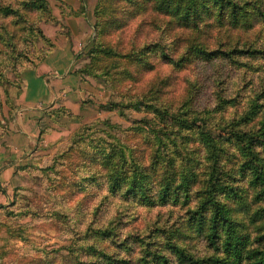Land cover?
Instances as JSON below:
<instances>
[{
	"label": "trees",
	"instance_id": "16d2710c",
	"mask_svg": "<svg viewBox=\"0 0 264 264\" xmlns=\"http://www.w3.org/2000/svg\"><path fill=\"white\" fill-rule=\"evenodd\" d=\"M122 1L119 9L97 6L90 62L116 58L128 79L126 62L143 71L166 63L187 74L178 98L164 96L175 82L170 75L126 99L114 95L109 107L120 116H148L127 128L83 125L41 169L76 156L94 170L84 180L100 200L82 212L80 242L72 233L66 256L74 264H264V78L252 76L264 72V0ZM144 4L165 16L162 26L153 22L157 36L125 52L103 40ZM46 11V0H0V82L8 81L5 71L19 74L42 61L37 42L53 43L25 15ZM86 67L74 75L86 78ZM237 73L243 77L231 78ZM206 87L213 101L200 107ZM116 131L142 137L148 153H136Z\"/></svg>",
	"mask_w": 264,
	"mask_h": 264
},
{
	"label": "rangeland",
	"instance_id": "374dc122",
	"mask_svg": "<svg viewBox=\"0 0 264 264\" xmlns=\"http://www.w3.org/2000/svg\"><path fill=\"white\" fill-rule=\"evenodd\" d=\"M46 1L49 11L25 16L38 23L53 44L38 41L37 48L46 53H43L42 61L35 68H25L19 74L5 71L8 81L0 82V264H74L66 256L70 237L73 233L74 242H80L77 239L86 224L82 212L100 200V192L89 184L91 181L84 180L94 170H86L76 156L67 160L59 158L54 170L49 172L41 169L53 164L54 157L69 145L72 136L83 125L99 121V127L109 130L102 123L107 121L127 128L134 120L148 116L132 110L126 111L124 117L120 116L109 107V103L117 101L114 95L126 99L148 89L157 79L170 75L175 77V82L173 86L163 87L164 96L165 92L171 91V97L178 98L187 74L185 70L172 71L166 63L156 64L152 71H143L137 70L134 63L126 62L125 67L133 75L128 79L127 75H119L123 66H116L119 61L116 58L99 55L96 61L90 62L89 50L94 45V28L99 19L97 6L102 2L104 9H119L124 1L84 0V7L80 0ZM149 4L140 8L147 10L131 18L121 30L111 31L103 40L125 52L132 43L142 45L157 36L159 30L154 29L153 22L162 26L166 19L150 11ZM128 5L133 9L132 2ZM51 17V21L42 20ZM67 17L82 22L78 31L72 32L66 24ZM178 34L176 32L175 36ZM66 59L72 63L73 71L69 74L74 75L75 70L88 65L90 74L85 73L86 78L82 77V80L75 76V82L68 84L67 77H58L64 80V85L73 88L65 94L79 105L68 107L63 102L66 96L63 94L61 100L54 99L37 106L44 101L45 90L58 91L60 86L52 87L50 82L53 76L66 74L62 72ZM46 63L61 69L59 74L53 68L47 70ZM37 72L49 75L51 79L38 77ZM252 76L257 81L260 76L264 78V72L252 73ZM234 77L243 76L237 73L231 78ZM212 89L206 87L203 91L200 107L211 105ZM116 132L126 144L136 149V153L141 152L144 156L148 153L142 137ZM21 210H27V215L20 216ZM138 211L141 216L145 212Z\"/></svg>",
	"mask_w": 264,
	"mask_h": 264
},
{
	"label": "crops",
	"instance_id": "0c3cea01",
	"mask_svg": "<svg viewBox=\"0 0 264 264\" xmlns=\"http://www.w3.org/2000/svg\"><path fill=\"white\" fill-rule=\"evenodd\" d=\"M66 24L69 26V28L70 29H72V32L74 33V31H78V27L82 24V22L77 18V19H75V18H70V17H67L66 18ZM71 60L70 59H66L65 60V66H62L63 68H62V72L63 73H66V74H63V75H61V76H53V79L54 78H56V79H51L50 78V76L49 75H43V74H40V73H38L37 72V76L38 77H44V78H46V79H48V78H50L51 79V82H50V85L53 87V85H56V86H60L59 88H58V91H56L55 89H51L50 91L49 90H45V92H44V101H41V102H39V103H37L36 105L37 106H39L38 104H42V103H47V102H52L54 99H56V100H58L59 98H60V100H61V98H62V95L63 94H65L66 93V91L68 90V89H70V90H72L73 88L72 87H70V85H64V80H62V78H58V77H67L66 78V80H67V82H68V84L70 83V82H72V83H74L75 81V79H74V77H75V75H73V74H69L70 73V71H73V68H70V66L72 65V63L71 64H69V62H70ZM46 66L45 67H47V70L49 69V68H53L54 70V72H56V73H58V71H61V69L59 70L58 68H56L55 66H53V64H48V63H46L45 64ZM68 67V68H67ZM42 73V72H41ZM40 74V75H39ZM59 74V73H58ZM64 78V79H65ZM59 79V81H55V80H58ZM66 96L64 97V104H66L68 107L69 106H72L73 107V105H79L77 102H76V100L74 101V99L73 98H71V97H68V95L67 94H65ZM66 97H67V99H66ZM55 100V101H56ZM36 106V107H37ZM35 107V108H36ZM31 108H33V109H35L34 107H31ZM73 109H75V108H73Z\"/></svg>",
	"mask_w": 264,
	"mask_h": 264
}]
</instances>
